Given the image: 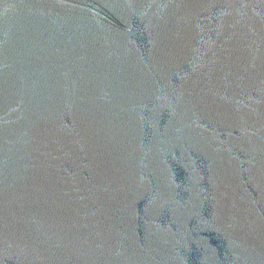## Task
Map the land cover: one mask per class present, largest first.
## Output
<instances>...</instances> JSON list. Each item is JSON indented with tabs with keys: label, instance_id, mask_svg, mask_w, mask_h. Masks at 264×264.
I'll use <instances>...</instances> for the list:
<instances>
[{
	"label": "water",
	"instance_id": "water-1",
	"mask_svg": "<svg viewBox=\"0 0 264 264\" xmlns=\"http://www.w3.org/2000/svg\"><path fill=\"white\" fill-rule=\"evenodd\" d=\"M0 264H264V0H0Z\"/></svg>",
	"mask_w": 264,
	"mask_h": 264
}]
</instances>
